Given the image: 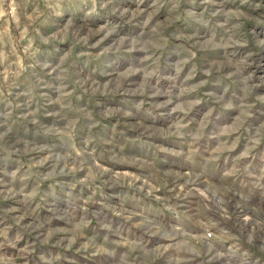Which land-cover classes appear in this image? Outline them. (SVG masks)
<instances>
[{"label":"rangeland","instance_id":"1","mask_svg":"<svg viewBox=\"0 0 264 264\" xmlns=\"http://www.w3.org/2000/svg\"><path fill=\"white\" fill-rule=\"evenodd\" d=\"M0 264H264V0H0Z\"/></svg>","mask_w":264,"mask_h":264}]
</instances>
